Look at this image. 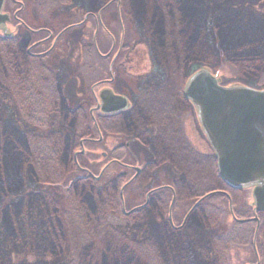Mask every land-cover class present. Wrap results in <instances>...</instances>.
Here are the masks:
<instances>
[{"label":"rangeland","instance_id":"374dc122","mask_svg":"<svg viewBox=\"0 0 264 264\" xmlns=\"http://www.w3.org/2000/svg\"><path fill=\"white\" fill-rule=\"evenodd\" d=\"M36 1L40 0H28L27 3L31 4L32 2ZM59 1L60 0H54L53 3L55 6L53 19L54 22L51 23V26L54 30L63 29L62 25L74 20L82 19L84 10L88 11L89 9H93V12H96L103 6L111 4L108 10L104 11L102 14L104 23L103 27H107L108 32L105 28V30L102 28L103 31L101 33L99 31V35H101L99 37L100 40H97L98 44L101 45L98 46L101 53H105L106 51L113 49V44L117 45L115 47V51L117 50L118 46L120 51H122V58H120L119 61L118 75L114 82L117 86L114 88L115 92L126 95L127 90H129L132 83H141L142 81L146 80V76L151 74V78L149 77L147 81L157 84V87L155 88L156 101L159 102L160 99H167L168 97V99H171L172 101L170 100L168 106L165 108L169 111H173L180 107L178 104H175V101L178 102L180 100L181 107L179 110H182L183 113L182 118L184 120V133L187 140L191 144L190 146L192 150H194L195 154L199 156L196 160L191 157H189L187 160H182V163L180 162L181 164L178 163L176 165V171L170 167H166L167 169H165L164 172L161 171V173L165 174L167 180H182L183 185H188L185 187L184 192L179 195V197H181L179 204L182 202L191 203L194 198L196 199V196L201 195L202 193L209 190L222 189L223 187H221L219 183L220 180L215 174L216 171H212L213 167L211 164L202 159V156H213V153L208 141L205 139L201 131L195 111L192 109V107H187L188 112L185 110L186 108L182 101L181 91L184 89L187 79L199 71V69L205 68V66H207V70L216 77L219 84L225 87H230L231 85H242L257 90H264V73L261 72V74L258 76V82L261 84L257 85L255 81H253L254 79L244 77L239 74L241 72L249 74L248 72H244L241 66L235 67L231 64L222 65L220 61L216 62V59L210 55L212 54V51L208 50L205 51L203 55L206 56L209 63L211 62L213 64V67L211 65H203L199 63L189 65V67L183 70V73L181 74L182 76H180L182 79L179 77V80L176 81L174 71L169 73L164 71L168 70L166 66L168 64H165L163 68L161 66H154L149 48V38L146 34L147 30L145 32V29L138 30L136 27H133L139 24V22L134 19V16L138 17L137 14L140 12L138 11V7L140 4L143 3L144 5V14L149 13V15H151L153 14L152 3L150 4L147 0H70L63 3H61L62 1L60 2L64 5H55L58 4ZM201 1H203L202 4L200 0H190V7L193 8L194 11H197L200 7V4L204 5L205 10L209 15V25L212 24L213 19L224 15L225 13H229L231 16H237L236 18L240 19L243 24L249 25V23L257 22L259 27H261V24H264V0ZM44 5H46V3ZM30 7L31 5H29V8ZM82 7L86 8L83 10ZM116 8L118 9V21H116ZM39 21L43 22L42 19H39ZM156 29H158V27H156ZM159 29L161 30V27H159ZM9 30L13 32L14 36L23 34L24 32L22 28L16 29V26L13 24L9 25ZM80 31L82 32L80 36L84 38L83 41L80 42L81 38L77 32H73L72 34L65 36L62 41H60L62 43L59 45V48L56 51L58 53L55 52L54 56H51L49 59L45 58V63L48 64L49 69H52L53 71L55 70V72H57V76L62 79L63 82L61 83L63 95L65 96L69 106L71 108H76L77 106L83 105L87 112H89L95 106V96L99 90V87H94V89H91L90 92L89 90L85 91L86 88L81 85H88L89 83L93 82V80L91 81L89 77H95L97 75L95 69H97L99 60L95 55H93V51L90 47L91 38H93L94 32L93 23H88L85 28L81 29ZM142 36H146L148 40ZM160 38L161 37L159 36L154 38L150 37L153 42L160 40ZM49 46L48 44H45L44 47L41 48V52H45ZM261 46L262 45H260V47ZM11 49L14 52V64L18 65L19 67L18 69H15L13 68L14 66H11V69L17 71L18 73L22 71L21 73L23 74L21 77L24 79L32 76L31 74H33V70H35V72H37L41 78H44L45 72L43 71L42 66V62L44 60H30L32 58L24 54L26 49L23 51L24 53L20 52L16 56L13 47ZM254 49L255 48L251 46L247 50L253 52ZM262 51L264 55V49ZM31 52L35 53L34 50H31ZM196 53L199 55L203 52L198 49ZM175 55L181 57L183 53L180 51H170V59ZM49 60H52V63H50ZM108 60L109 65L110 59ZM171 61H173V59ZM8 63L10 64L9 61ZM104 66L105 64H103L102 67ZM89 71H93L94 74L90 75V73H88ZM4 104L5 103L2 105ZM93 114L96 116L95 112ZM9 115V109L4 111L2 117L0 115V119L2 118V122H4L2 123V127L4 128L7 127L5 122H10ZM164 115L166 116V112ZM174 115L172 117H175ZM4 130L9 131V129ZM89 137L94 139L98 138L97 134L94 133L92 134V137L91 135L88 136V138ZM173 145L174 143H172L170 146L173 147ZM97 147L98 150H95L92 153L93 155L89 156L91 165L90 167L87 166L88 173H92V170H98L99 173L100 165L105 162L100 155L104 150L100 145H97ZM183 152L184 155L187 156L184 150ZM84 153H87V151ZM93 165L95 166L94 168ZM135 165H137V162H135ZM15 168L19 169L18 167ZM141 182L142 180H140V183ZM89 192L90 191L87 190L86 195H88ZM240 197L241 201L236 203L237 206L240 207L236 208V212L239 213V216H243L244 211H242L243 207L241 206H250L252 204V198L249 191L246 193H241ZM221 198L222 197L214 198L215 206H218V210L220 208L226 211L227 205L225 206V200H222ZM88 199L91 203L92 200L90 195ZM236 199L239 200V195ZM141 201L142 197L140 196L138 198V202ZM129 204H131V202H129ZM15 209L16 208H14L13 211H15ZM199 212L196 211V213L192 216L194 229L189 232V235L193 233V235L190 236L191 238L181 237L172 232L169 228V225L167 228H165L162 223L157 220L155 221L153 216L155 214L158 216V212L151 207H149L143 215L138 217H136L137 215H134V217L130 219L122 218V220L118 223V228L113 230L107 229L105 225L102 226L96 223L92 225L90 230H88L89 234L87 229L81 228V231L76 228L80 226L79 223L75 221V219H78L77 217H74L73 215L64 216L62 221V227L64 231L61 228L62 234L58 232L56 238L52 236L51 240L48 242V249L46 252L48 253L49 257L40 259V252L43 250L39 245L40 241L42 240L41 237L38 239L39 241L36 240L33 243L30 242V245H25V243H23L24 240L22 241L24 234L21 231L19 232V237L21 238H18V243H7V246L4 247V258L0 259V264H62L67 260L69 252L74 251L73 247L76 248V256L74 258L75 262L78 264H214L212 263L214 257H212V253L207 248L208 236L206 235L211 233V223L207 222L203 218L198 219L197 216L200 215ZM221 213L222 212H220L218 216H213L215 226V232L213 231L214 235L216 233L217 235L222 236V234L226 232L228 226L232 222V219L227 213L223 212L222 215ZM250 215L251 210L246 213L247 217ZM71 217L75 219H71ZM81 217H84L83 214H81ZM176 219L179 221V217H176ZM116 220L119 219L112 218L114 223ZM83 223H86L85 219L81 220L80 222V224ZM64 234L66 235V238L69 239L68 244L70 248L62 246L65 237ZM86 234L88 235L86 236L87 238L85 237ZM82 237H85L87 241H84ZM230 249H233L229 254V259L231 260L230 263L225 264H241L243 262L242 259H244V261L248 260V252L247 254L244 252L239 254V248L232 245ZM60 250L63 251V255L62 253L60 254ZM69 260L70 259L68 258V261Z\"/></svg>","mask_w":264,"mask_h":264},{"label":"trees","instance_id":"16d2710c","mask_svg":"<svg viewBox=\"0 0 264 264\" xmlns=\"http://www.w3.org/2000/svg\"><path fill=\"white\" fill-rule=\"evenodd\" d=\"M147 1L152 3L153 14H144L145 8L141 3L138 17L134 16L139 24L133 27L147 30L155 67L163 68L168 64V70L164 71H174V75L179 77L185 68L195 63L213 67L203 55L211 50L210 55L216 62L241 66L244 72L249 73L241 72V76L261 84L257 78L261 72L264 73V24L261 27L257 22L243 24L237 16L225 13L209 25V15L201 0L197 11L190 7V0ZM60 2L65 1L60 0L55 5H62ZM157 36L161 37L160 40L153 42L150 39ZM142 37L148 40L146 36ZM251 46L255 48L253 52L247 50ZM12 47L16 56L24 53L23 45L17 40L0 41L1 117L7 109L10 111V122H5L8 128L2 127L4 122L0 119V259L4 258L7 243H18L21 231L25 245L41 237L39 245L43 250L40 259H45L49 257L46 250L51 237L56 238L58 232L62 234L64 216L73 215L80 219L71 217L79 223L80 226L76 227L79 230L87 229L88 232L96 223L113 230L119 226V220L114 223L112 218L119 217L120 202L116 193L100 190L93 180L77 182L80 181L76 179L80 172L72 157L80 148V140L87 137L82 132H86L90 124V120L86 122L84 118V113L86 116L88 113L82 109L77 117L66 115L60 90L62 79L57 72L52 73L46 59H42L44 78L33 70L32 76L24 79L22 71L18 73L11 69V66L19 68L14 64ZM198 49L203 53L198 55ZM170 51H180L183 55L170 59ZM87 145V150L97 147L91 143ZM77 163L88 165V159L79 155ZM94 172L96 170H92ZM87 190L90 191L88 195ZM83 219L86 223L80 224ZM261 225L264 227L263 221ZM252 229L245 242L249 252ZM64 236L62 246L70 248L69 239ZM85 237L82 239L87 241ZM257 241L264 247V231L259 233ZM73 249L67 256L70 260L67 258L62 264H78L74 258L76 248ZM62 252L60 250V254Z\"/></svg>","mask_w":264,"mask_h":264},{"label":"flooded vegetation","instance_id":"af4514ba","mask_svg":"<svg viewBox=\"0 0 264 264\" xmlns=\"http://www.w3.org/2000/svg\"><path fill=\"white\" fill-rule=\"evenodd\" d=\"M27 2L28 0H3L1 14L7 18V21L0 27V41L17 40L19 44L23 45L24 50L26 49L24 54L32 58V60L38 61L54 56L59 45L62 43L60 41L73 32L79 34L81 38L80 42L83 41L84 38L80 36L82 34L80 30L84 29L90 22L94 25L90 47L93 50V55L99 60L97 69H95L97 75L89 77L93 82L88 85H81L86 88L85 91L89 90L90 92L94 87H99L95 96L96 103L94 108L89 112H87L83 105L71 108L63 95L62 83L60 82V90L64 102L63 107L66 115L77 117L81 112L80 110L83 109L88 113V116H86L82 112L84 113L86 122L87 119L90 120L87 131L82 132L87 137L80 140V148L73 153L72 157L80 172V175L76 178L80 181L77 182L93 180L97 183L100 190H104L107 193H116L120 202V215L117 217L119 222L122 218L130 219L134 215H137L136 217L143 215L151 207L158 212V216L156 214L153 216L155 221L157 220L162 223L165 228L169 225L172 232L184 238H191L190 236L193 235V233L189 235V232L194 229L192 216L196 211H200V215L197 218H203L207 222H210V229L212 227L210 231L212 235L206 234L208 236L207 248L212 253V257H214L212 263H230L229 254L233 250L230 249L232 245L239 248V254L241 252L247 254L248 252V260L244 261L242 259L243 262L241 264H264V247L257 241L259 233L261 232L262 234L263 232L261 223L262 221L264 222V212L255 211L253 204L248 207L245 205L241 206L243 207L242 211H244L243 216H239V213L236 212V208L240 207L236 203L241 201V193L249 191L251 196L252 188L231 190L224 187L219 181L220 186L223 187L222 189L209 190L196 196V199L194 198L191 203L182 202L179 204L181 200L179 195L184 192L185 187L188 185H183L182 180H167L165 174L161 173V171L164 172L167 169L166 167H170L176 171V165L180 162L182 163V160H187L189 157L196 160L199 155H196L194 150H192L191 144L184 133L183 113L182 110H179L181 107L180 100L178 102L175 101V104H178L180 107L173 111L165 108L171 100L168 97L167 99H160L159 102L156 101L155 88L157 84L147 81L149 77L151 78V74L146 76V80L141 83H132L129 90H127L128 88L125 89L127 90L126 95L114 91V88L117 87L114 82L118 75L122 51H120L119 46L115 51L116 44H113V49L105 53H101L98 47L101 46L98 44L99 37L101 36L99 35V31L101 33L103 31L102 28H105L108 32L107 27H103L102 14L108 10L111 4L103 6L96 12H93V9L84 10L86 7H82L84 10L82 19L62 25L63 29L54 30L51 26V23L54 22V0H40L31 4ZM45 3L46 5H44ZM29 5H31L30 8ZM116 11V21H118V9ZM39 19H42L43 22H40ZM11 24L15 25L16 29L22 28L24 30L23 34L14 36L13 32L9 30V25ZM45 44H48V46L50 44V46L45 52H41V48ZM31 50H34L35 53H32ZM108 59H110L109 65ZM49 61L52 63V60ZM103 64H105L104 67H102ZM50 70L52 73L55 72V70ZM88 73L90 75L94 74L93 71H89ZM175 78L176 81L179 80V76L175 75ZM92 83L94 84L91 85ZM104 90H110L113 95L124 98L126 100V108L112 113H103V104L99 95ZM181 95L185 110L188 112L187 107L191 108L192 104L184 98L183 90L181 91ZM192 109L194 110V107ZM94 112L96 116L93 114ZM165 112L166 116L164 115ZM173 115L175 117H172ZM93 133L97 134V139L88 138L90 135L92 137ZM88 142L100 145L104 150L100 155L105 162L101 165L99 164V173L98 170L94 173H88L87 171V166L90 167L91 165L89 156L93 155L92 153L95 150H98V147L87 150ZM172 143L178 149H175L174 145L173 147L170 146ZM183 150L187 156L184 155ZM85 151L87 153H84ZM79 155L85 156L88 159V165L81 164L80 166L77 163ZM202 159L211 164L213 167L212 171H214V153L213 156H202ZM135 162H137V165H135ZM140 180H142L141 183ZM238 195L239 200L236 199ZM140 196L142 197V201L138 202ZM215 197H222L221 199L225 200V206L227 205L226 211L220 208L218 210V206H215L214 203ZM250 210L251 215L247 217L246 213ZM220 212H222L221 215L223 212L227 213L232 219L228 229L222 234L223 237L216 233L214 235L213 216H218ZM176 217H179V221H177ZM251 228H253V234L251 251L249 252L245 242L247 236H251Z\"/></svg>","mask_w":264,"mask_h":264},{"label":"water","instance_id":"95a60500","mask_svg":"<svg viewBox=\"0 0 264 264\" xmlns=\"http://www.w3.org/2000/svg\"><path fill=\"white\" fill-rule=\"evenodd\" d=\"M2 3L0 0V11ZM6 21L0 14V27ZM99 96L103 113L127 106L124 98L110 90ZM183 96L193 105L215 154L219 179L235 190L253 188L255 211L264 212V90L221 86L207 68H202L189 77Z\"/></svg>","mask_w":264,"mask_h":264}]
</instances>
